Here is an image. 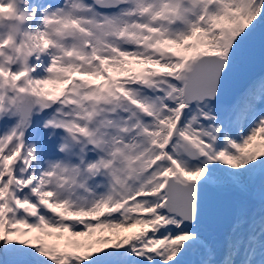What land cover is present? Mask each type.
<instances>
[{"label":"snow or ice","instance_id":"obj_1","mask_svg":"<svg viewBox=\"0 0 264 264\" xmlns=\"http://www.w3.org/2000/svg\"><path fill=\"white\" fill-rule=\"evenodd\" d=\"M0 264H264V0H0Z\"/></svg>","mask_w":264,"mask_h":264}]
</instances>
